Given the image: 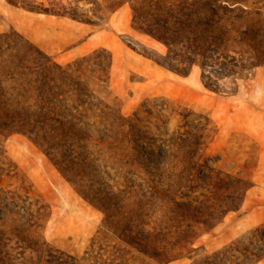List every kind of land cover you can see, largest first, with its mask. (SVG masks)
I'll list each match as a JSON object with an SVG mask.
<instances>
[{
    "label": "rangeland",
    "instance_id": "1",
    "mask_svg": "<svg viewBox=\"0 0 264 264\" xmlns=\"http://www.w3.org/2000/svg\"><path fill=\"white\" fill-rule=\"evenodd\" d=\"M61 1L71 4L76 16L0 0V84L14 85L9 76L28 44L43 53L38 62L79 61L69 73L88 92L95 111L123 117L135 112L140 146L156 148L179 132L203 130L200 162L241 178L246 190L237 209L206 230L196 229L159 262L112 228L132 215L127 210L134 197L126 184L148 186L132 134L122 136L114 126L110 137L90 133L84 140L42 141L3 122L5 264H191L236 240L246 244L247 236L258 244L252 233L264 228V0ZM163 19L182 29L180 44L170 47L172 67L163 64L169 47L145 31ZM90 123V130L105 133L97 117ZM125 187L130 192H124L120 208H111L107 223L100 200L104 192ZM257 264H264V257Z\"/></svg>",
    "mask_w": 264,
    "mask_h": 264
},
{
    "label": "trees",
    "instance_id": "2",
    "mask_svg": "<svg viewBox=\"0 0 264 264\" xmlns=\"http://www.w3.org/2000/svg\"><path fill=\"white\" fill-rule=\"evenodd\" d=\"M7 1L38 12L76 16L70 9L71 4L61 0H49L48 5L37 0ZM134 14L133 21L137 18L135 10ZM163 22L159 27L145 28V31L169 47L163 64L172 67L168 62L173 52L170 47L180 44L182 29L175 26L176 23L169 24L165 19ZM25 48L28 50L17 57L18 70L9 76L14 85L5 88L0 84V123L18 125L42 141L55 138L64 142L84 140L91 136L90 133H95L99 139L110 137L114 135V126L122 136L132 134L136 147L134 157L148 176V186L131 188L133 184L127 183L131 192L126 191V187L117 193L104 192L100 200L108 223L113 216L111 208L121 207L124 192H130L134 197L132 208L127 210L132 215L124 217L121 226L112 224L123 241L164 262L168 260V251L192 239L196 229L210 228L227 212L239 207L246 190L243 180L214 171L198 158L205 136L203 130L179 132L172 138L163 139L156 148L142 147L137 140L140 134L135 132L132 122L135 112L133 117H123L95 111L96 106L88 100V92L69 73L77 70L79 61L65 66L49 63V59L38 62L37 58L43 55L41 50L29 44ZM201 55L206 60V56ZM203 65L206 62H202ZM91 117L98 118L105 133L101 128L90 130ZM125 126H128L127 131L123 129ZM82 158L80 162L84 164L85 157ZM252 235L258 236V244H253L247 236L246 244L236 240L191 264H257L264 257V228H255ZM8 262L7 252L0 250V264Z\"/></svg>",
    "mask_w": 264,
    "mask_h": 264
}]
</instances>
